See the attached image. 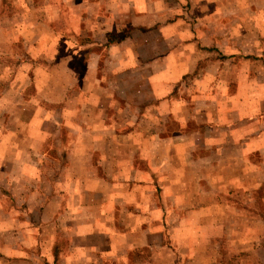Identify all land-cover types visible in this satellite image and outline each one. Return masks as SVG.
<instances>
[{
	"label": "crops",
	"instance_id": "1",
	"mask_svg": "<svg viewBox=\"0 0 264 264\" xmlns=\"http://www.w3.org/2000/svg\"><path fill=\"white\" fill-rule=\"evenodd\" d=\"M8 2L0 264L264 250V0Z\"/></svg>",
	"mask_w": 264,
	"mask_h": 264
},
{
	"label": "rangeland",
	"instance_id": "2",
	"mask_svg": "<svg viewBox=\"0 0 264 264\" xmlns=\"http://www.w3.org/2000/svg\"><path fill=\"white\" fill-rule=\"evenodd\" d=\"M5 2H7V4L10 5L8 0H5ZM244 6L254 7V6H256V4H255V2L253 3V0H246V3L244 4ZM246 18H248V15L246 16ZM0 24H2V23L0 22ZM4 38L5 39H12V36L9 35L8 37H4ZM15 40H16V38L14 39V42H15L14 45H15L16 51L22 52L23 48L20 46V43L16 42ZM2 51H6V48H3ZM23 59H24V57H23ZM12 61L13 60L10 59L8 62V65H11V63L13 64ZM42 65H43L42 63L35 64V66L37 68L41 67ZM77 69L81 70V66H79V64L77 65ZM0 76H2V74ZM8 77H10V74H6V76L3 78L0 77V91L2 90V88L6 87L8 85V79H9ZM41 81L43 82L44 80L42 79ZM7 98H9V97H7ZM176 130H177V126H175L174 123H171L170 125H168L169 133L174 132ZM261 196H263V193H261ZM248 210H250L251 213H253L252 211L254 210V212H260V213L264 214V204L262 203V205L260 204V206H258V204L256 203L255 206L251 205V207H249ZM246 215H248V214L246 213ZM247 225H248V227H247L248 230L251 228V226H253V228H254V233H252L253 235L258 233V229L256 227H254V225L251 224V222L246 223V226ZM252 234L248 233L247 234L248 236H246V239H250V240L246 241L244 246H252V247H249V249H247L248 253H246V254L233 255V253H231V251H230L231 247H229L231 244L228 242V244H229V246H228V244L226 245L225 242H222L221 264H264V250L258 249V245H256L258 240H256L255 236H253ZM262 241L264 242V240H262ZM227 246L229 247V249L227 248ZM10 261L11 260H6V262H10Z\"/></svg>",
	"mask_w": 264,
	"mask_h": 264
},
{
	"label": "trees",
	"instance_id": "3",
	"mask_svg": "<svg viewBox=\"0 0 264 264\" xmlns=\"http://www.w3.org/2000/svg\"><path fill=\"white\" fill-rule=\"evenodd\" d=\"M5 2V0H3Z\"/></svg>",
	"mask_w": 264,
	"mask_h": 264
}]
</instances>
